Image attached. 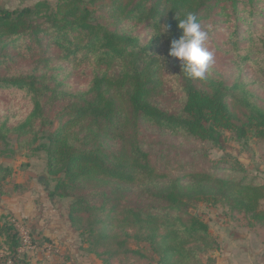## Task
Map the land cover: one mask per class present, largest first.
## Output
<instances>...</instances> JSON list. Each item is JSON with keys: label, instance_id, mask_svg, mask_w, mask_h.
I'll return each instance as SVG.
<instances>
[{"label": "trees", "instance_id": "16d2710c", "mask_svg": "<svg viewBox=\"0 0 264 264\" xmlns=\"http://www.w3.org/2000/svg\"><path fill=\"white\" fill-rule=\"evenodd\" d=\"M187 12L196 15L201 29L222 23L228 30L222 47L238 72L232 83L214 73L187 78L179 61L168 55L171 39L181 34L177 21ZM261 17L264 0L0 5V90L15 88L31 105L17 125L8 117L0 120V154L11 135L17 150L44 152L46 173L56 178L49 198L72 199L68 224L86 237L87 251L104 264L121 257L199 264L200 255L217 243L193 207L227 204L250 216L252 226L264 228L259 207L264 186L205 173H158L137 139L138 128L146 125L213 145L222 142L221 131L233 133L236 141L248 134L264 140V107L240 76L248 65L264 85ZM27 53L37 60L14 68ZM78 65L90 69L84 88L69 83ZM46 127L51 132L39 145ZM238 165L227 171L236 172ZM10 174V168L0 166V196ZM129 240L146 244L152 256L129 248ZM20 244L15 225L0 221L4 263L33 264L19 252Z\"/></svg>", "mask_w": 264, "mask_h": 264}, {"label": "rangeland", "instance_id": "374dc122", "mask_svg": "<svg viewBox=\"0 0 264 264\" xmlns=\"http://www.w3.org/2000/svg\"><path fill=\"white\" fill-rule=\"evenodd\" d=\"M40 1L43 0H0V5L14 9L32 6ZM46 1L54 3L55 0ZM259 21L264 25L263 17ZM224 27L219 23L211 24L209 29L207 26L201 29L207 33L204 46L213 54L212 63L206 73L217 74L232 83L238 72L231 65V55L225 54L227 48L222 47L228 33ZM33 55L35 54H25L14 68H28L26 66L37 60ZM74 68V77L69 79V83L75 88H84L89 82L90 69L83 65ZM240 76L249 83L247 89L257 97L258 104L264 107V85L256 80L248 65L242 68ZM30 109L31 105L23 92L15 88L0 90V120L8 117L11 125H17ZM237 110L240 109L237 107ZM49 132L51 130L46 127L39 145L46 143ZM221 133L222 142L213 145L142 125L138 128L137 139L143 144V150L149 153L152 165L158 173L171 176L205 173L216 178L241 181L244 185L264 186V140L248 134L245 140L236 141L231 138L234 137L233 133ZM14 139L15 135H11L0 154V166L11 170L10 176L4 181L5 195L0 196V221L10 220L15 225L21 241L19 252L26 254L33 264H104L101 259L87 251L88 245L84 242L86 237L73 231L68 224L66 216L72 199L49 198L48 194L54 188L56 178H51L46 173L44 152L29 155L23 149L17 150L18 145ZM235 162L239 164L237 171L228 172L227 168ZM259 207L264 210V198L259 201ZM192 210L207 223L208 231L217 243L216 248L200 255L199 264H215V256L223 253L219 242L222 237H243L251 231L250 228H255L251 225L253 221L250 216L234 211L227 204L199 202ZM129 248L139 249L147 256H152L144 243L129 240ZM1 256L0 251L1 264H11V260L4 263ZM126 262L148 264V260L137 257L128 261L121 257L112 263Z\"/></svg>", "mask_w": 264, "mask_h": 264}, {"label": "clouds", "instance_id": "9594fccd", "mask_svg": "<svg viewBox=\"0 0 264 264\" xmlns=\"http://www.w3.org/2000/svg\"><path fill=\"white\" fill-rule=\"evenodd\" d=\"M177 22L181 34L171 39L168 55L179 61L185 77L202 79L213 59L212 52L204 46L207 33L201 30L197 17L192 12L185 13Z\"/></svg>", "mask_w": 264, "mask_h": 264}, {"label": "crops", "instance_id": "0c3cea01", "mask_svg": "<svg viewBox=\"0 0 264 264\" xmlns=\"http://www.w3.org/2000/svg\"><path fill=\"white\" fill-rule=\"evenodd\" d=\"M249 230L251 231L243 237H222L219 242L223 253L215 256V264H264V228L255 227Z\"/></svg>", "mask_w": 264, "mask_h": 264}, {"label": "built area", "instance_id": "2783aa9c", "mask_svg": "<svg viewBox=\"0 0 264 264\" xmlns=\"http://www.w3.org/2000/svg\"><path fill=\"white\" fill-rule=\"evenodd\" d=\"M26 242H27V238L24 239V243H26Z\"/></svg>", "mask_w": 264, "mask_h": 264}]
</instances>
